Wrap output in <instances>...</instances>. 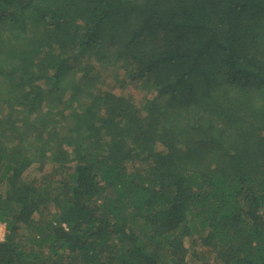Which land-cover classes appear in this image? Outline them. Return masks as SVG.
<instances>
[{"label":"trees","instance_id":"1","mask_svg":"<svg viewBox=\"0 0 264 264\" xmlns=\"http://www.w3.org/2000/svg\"><path fill=\"white\" fill-rule=\"evenodd\" d=\"M0 222V264H264V0H0Z\"/></svg>","mask_w":264,"mask_h":264},{"label":"rangeland","instance_id":"2","mask_svg":"<svg viewBox=\"0 0 264 264\" xmlns=\"http://www.w3.org/2000/svg\"><path fill=\"white\" fill-rule=\"evenodd\" d=\"M36 170L34 169V167H30L26 172H25V176L27 177H31L33 175H36Z\"/></svg>","mask_w":264,"mask_h":264},{"label":"built area","instance_id":"3","mask_svg":"<svg viewBox=\"0 0 264 264\" xmlns=\"http://www.w3.org/2000/svg\"><path fill=\"white\" fill-rule=\"evenodd\" d=\"M5 234V225L4 223L0 222V241L3 240Z\"/></svg>","mask_w":264,"mask_h":264}]
</instances>
